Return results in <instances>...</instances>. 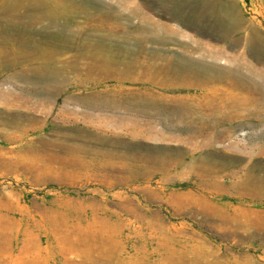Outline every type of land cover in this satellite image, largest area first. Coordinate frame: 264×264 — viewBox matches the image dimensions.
I'll use <instances>...</instances> for the list:
<instances>
[{
  "label": "rangeland",
  "instance_id": "374dc122",
  "mask_svg": "<svg viewBox=\"0 0 264 264\" xmlns=\"http://www.w3.org/2000/svg\"><path fill=\"white\" fill-rule=\"evenodd\" d=\"M0 264H264V0H0Z\"/></svg>",
  "mask_w": 264,
  "mask_h": 264
},
{
  "label": "bare ground",
  "instance_id": "6f19581e",
  "mask_svg": "<svg viewBox=\"0 0 264 264\" xmlns=\"http://www.w3.org/2000/svg\"><path fill=\"white\" fill-rule=\"evenodd\" d=\"M5 2V1H4ZM4 5H6V2H5V4ZM2 6V5H1ZM3 7V6H2ZM28 8V7H27ZM34 8V7H33ZM8 9V8H7ZM81 9V8H80ZM9 10V9H8ZM17 10V9H16ZM62 25V24H61ZM65 30V29H64ZM31 37V36H30ZM8 52V51H7ZM6 52V54L8 55V53ZM25 52V51H24ZM26 53V52H25ZM30 54V53H29ZM33 55H35V54H33ZM5 57H8V56H5ZM25 57V56H24ZM5 64V63H4ZM31 68V67H30ZM32 89L30 90V91H34V89H33V87H31ZM36 91V90H35Z\"/></svg>",
  "mask_w": 264,
  "mask_h": 264
}]
</instances>
